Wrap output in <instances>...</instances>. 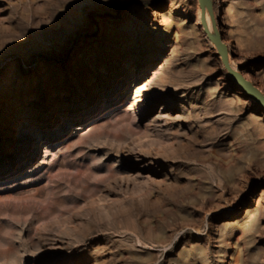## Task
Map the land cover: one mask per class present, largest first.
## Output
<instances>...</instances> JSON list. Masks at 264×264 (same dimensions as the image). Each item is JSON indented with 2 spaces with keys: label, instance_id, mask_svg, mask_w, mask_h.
<instances>
[{
  "label": "rangeland",
  "instance_id": "obj_1",
  "mask_svg": "<svg viewBox=\"0 0 264 264\" xmlns=\"http://www.w3.org/2000/svg\"><path fill=\"white\" fill-rule=\"evenodd\" d=\"M212 1L264 92V0ZM0 264H264V110L199 0H0Z\"/></svg>",
  "mask_w": 264,
  "mask_h": 264
},
{
  "label": "water",
  "instance_id": "obj_2",
  "mask_svg": "<svg viewBox=\"0 0 264 264\" xmlns=\"http://www.w3.org/2000/svg\"><path fill=\"white\" fill-rule=\"evenodd\" d=\"M200 7L204 13L208 12L210 16L214 19V4L212 0H199ZM215 24V21H214ZM215 34H211L208 31V37L211 42L218 48L220 55H222L226 68L229 71L234 83L242 89L246 96L254 101L260 108L264 110V92L258 88L253 82L248 80L242 73L238 71H233L228 63V56L230 55L228 46L224 43L223 36L221 32L217 31L214 25Z\"/></svg>",
  "mask_w": 264,
  "mask_h": 264
},
{
  "label": "bare ground",
  "instance_id": "obj_3",
  "mask_svg": "<svg viewBox=\"0 0 264 264\" xmlns=\"http://www.w3.org/2000/svg\"><path fill=\"white\" fill-rule=\"evenodd\" d=\"M214 21H215V24H214V21H213V18L210 16V14L208 13V12H206V13H204L203 11H202V23H203V27H204V30H205V33L207 34V36H208V33L206 32V31H208L209 33H211V34H215V31H214V25L216 26V28H217V31L218 32H221L220 31V26L218 25V21H217V18H216V14H215V11H214ZM209 38V37H208ZM225 43V42H224ZM226 44V43H225ZM227 45V44H226ZM215 46V45H214ZM215 48L217 49V51H218V53H219V50H218V48L215 46ZM229 49V48H228ZM219 56L221 57V59H222V61H223V63H224V65H225V62H224V59H223V57H222V55H220V53H219ZM228 63H229V65H230V67L232 68V66H231V61H230V55L228 56ZM233 65V64H232ZM225 67H226V65H225ZM227 69V68H226ZM228 70V69H227ZM232 70L233 71H237V69L235 68V67H233L232 68ZM229 72V71H228ZM78 129L77 130H80V132L81 131H83L84 130V128L82 127V126H78L77 127Z\"/></svg>",
  "mask_w": 264,
  "mask_h": 264
}]
</instances>
